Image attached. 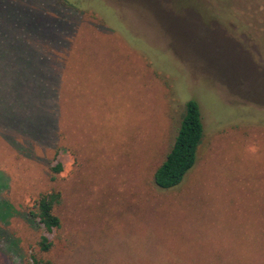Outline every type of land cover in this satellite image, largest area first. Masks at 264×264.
I'll use <instances>...</instances> for the list:
<instances>
[{
    "label": "rangeland",
    "instance_id": "rangeland-1",
    "mask_svg": "<svg viewBox=\"0 0 264 264\" xmlns=\"http://www.w3.org/2000/svg\"><path fill=\"white\" fill-rule=\"evenodd\" d=\"M186 101L194 164L159 190ZM48 191L51 233L22 218ZM32 255L264 264V0H0V264Z\"/></svg>",
    "mask_w": 264,
    "mask_h": 264
},
{
    "label": "trees",
    "instance_id": "trees-1",
    "mask_svg": "<svg viewBox=\"0 0 264 264\" xmlns=\"http://www.w3.org/2000/svg\"><path fill=\"white\" fill-rule=\"evenodd\" d=\"M17 104L20 108H23L20 102ZM38 118L42 122L45 119L41 118V116ZM201 136L202 124L197 104L194 101H186L172 144L162 162L153 171L152 185L155 188L170 190L179 186L185 174L194 164ZM51 171L54 173L59 172L60 165L57 164ZM60 202L61 196L57 191L39 194L32 201L30 209L22 214V218L32 228H41L46 233L57 231L60 229L61 223L54 210L59 206ZM36 246L39 254H45L51 249L50 241L43 235L38 237ZM29 258L31 264H53L51 261L41 258L40 255H32Z\"/></svg>",
    "mask_w": 264,
    "mask_h": 264
}]
</instances>
